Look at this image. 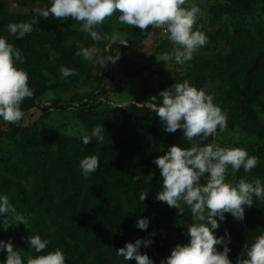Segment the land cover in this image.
Wrapping results in <instances>:
<instances>
[{
  "label": "trees",
  "instance_id": "1",
  "mask_svg": "<svg viewBox=\"0 0 264 264\" xmlns=\"http://www.w3.org/2000/svg\"><path fill=\"white\" fill-rule=\"evenodd\" d=\"M206 1L213 3L208 11L214 21L231 20V54L217 63L195 56L182 65L174 60L171 62L191 73V85L197 89L205 90L213 74L226 75L234 82L242 102L224 110L228 117L227 127L233 128L242 120L246 130L257 128L254 133L258 137L255 144L234 146L258 158L257 167L250 173H245L243 168L235 173L236 183L241 178L248 181L259 178L264 184V125L259 123V115L264 114V61L260 75L244 69L253 49L248 45L252 28L259 29L264 43V20L256 22L259 0ZM0 11L7 13L2 0ZM34 15L5 18L2 25L8 42L19 48L25 57L23 64L18 63L28 73V84L34 90L35 99L49 90L64 87L63 84L48 86L45 72L62 76L61 66L76 69L77 73L88 71L83 56L76 55L81 45H95L100 52L110 53V56L117 48V45L109 46L105 38L95 42L84 32L65 31L44 18H40L36 26L39 30L24 38H16L9 33V23L31 20ZM158 30H152L154 35ZM167 36L159 40V44L162 42L159 47L166 42ZM130 47L138 49L141 44L131 42ZM172 48L169 46L168 52ZM101 93V96L94 93L77 101H56L47 109L70 110L73 119L84 126L89 136L97 125H103L102 144L93 138L91 143L84 145L82 138L85 135L76 138L67 134L46 133L48 112L32 126H15L10 136L20 140L31 164L18 167L5 163L4 171L0 173V189L16 210L26 215L28 221L37 224L43 234L49 236L50 230L55 228L57 238L64 244L75 246V264H137L134 259L125 260L118 256L116 251L126 242L134 243L136 239L153 241L148 247L141 245L140 251L146 253L154 264H160L170 255L172 248L177 244H187L189 239L178 225L184 214L179 215L175 208L155 199L157 184L162 177L153 161L172 145L190 148L191 143L184 138L182 129L175 133L164 131V125L153 108L137 103L110 108L99 98L106 95V88ZM2 137L0 129V140ZM90 155H98L106 162L102 169L95 171L98 173L96 181L87 180L79 167L80 160ZM151 173H154L153 180L145 182L146 176ZM146 191L147 198L141 202L139 195ZM244 209L243 221L225 213V220L217 218L220 226L213 230L217 237L225 236L226 232L229 234L227 246L232 264H236L237 258L244 253L245 244L251 245L257 236L264 234V200L253 197L252 206L245 205ZM141 218L149 219L147 230L136 227ZM153 232L155 235L150 236ZM0 240L9 241L3 229H0ZM216 248L223 251L224 245H217ZM6 256V250H0V257ZM243 258H247L246 255Z\"/></svg>",
  "mask_w": 264,
  "mask_h": 264
},
{
  "label": "clouds",
  "instance_id": "2",
  "mask_svg": "<svg viewBox=\"0 0 264 264\" xmlns=\"http://www.w3.org/2000/svg\"><path fill=\"white\" fill-rule=\"evenodd\" d=\"M188 0H50L46 9H35L31 20L9 23L7 29L16 38H24L34 30L39 19L53 17L58 20L71 18L82 22L80 31L88 34L95 42H101L105 37L98 31L104 21L116 12L120 15L121 24L139 28L141 32L148 31L149 26L155 29H164L174 47L170 52L156 56L158 62L174 60L176 64L190 61L194 54L208 43V37L199 28L194 29L198 6L183 7ZM99 49L80 46L76 55L83 56L87 61L101 63L98 59ZM94 58H96L94 60ZM119 58L108 57L115 63ZM17 62L23 64L25 57L14 44L0 37V118L4 122L16 124L21 121L25 113L21 104L25 98H32L34 90L29 87L28 73L17 67ZM62 77L76 75V69L61 66ZM159 106L153 105V111L159 116L164 125V131L175 133L183 130L184 138L191 143L190 148L172 145L163 155L154 159V164L160 170L162 190L155 199L165 202L175 208L179 215L185 213V207L190 210L192 223L187 225V235L190 240L187 244H177L171 253L160 261V264H232L229 259L227 237H217L213 230L219 228V221L225 220V213L231 214L237 221L245 217L244 206H252L253 197L264 200V184L259 178L248 181L241 178L238 183L227 181L229 169L235 174L241 168L250 173L257 167L258 158L249 156L242 148L221 147L212 142L201 146V141L214 137L217 129L224 131L227 128V114L213 103L214 97L203 89H197L189 81L174 83L170 88L162 90ZM155 99L156 97H152ZM105 132L103 125H97L91 135H85L83 144L88 145L96 138L103 143ZM100 166V159L96 155L86 156L79 162L82 174L87 176L95 172ZM208 174L205 176V174ZM139 179V177H136ZM154 173L148 174L145 182H150ZM204 183H201V180ZM148 191L141 192L139 200L145 201ZM30 215V213L28 214ZM0 216L3 217L2 227L5 231L12 225H27L26 215L17 212L9 202L7 195L0 196ZM148 218L137 221L136 227L147 230ZM155 235V232L150 233ZM151 239H136L135 242H126L117 249V255L125 260H135L137 264H154V261L140 251L141 245L148 247ZM30 249L36 253L43 252L49 241L42 240L39 235H31L27 239ZM224 245L223 251L216 246ZM0 250H6L4 264H24L22 251L16 250L11 240H0ZM246 255L247 258H243ZM65 255L60 249L38 255L29 256L27 264H65ZM236 264H264V234L257 236L254 242L244 245V253L237 258Z\"/></svg>",
  "mask_w": 264,
  "mask_h": 264
},
{
  "label": "rangeland",
  "instance_id": "3",
  "mask_svg": "<svg viewBox=\"0 0 264 264\" xmlns=\"http://www.w3.org/2000/svg\"><path fill=\"white\" fill-rule=\"evenodd\" d=\"M6 9V14L0 11V37L7 39V33L3 28L2 21L5 18H12L17 15L35 14V9H46L50 6V1L44 0H2ZM213 4L206 0H188L183 7L198 6L200 12L197 15V21L194 29L199 28L208 37V43L199 48L194 54L195 57H200L213 62H221L225 57L231 54L233 50V27L231 20L226 18L221 23L214 21L209 14V7ZM258 16L256 20H264V0H259ZM120 13L116 12L113 16L107 18L104 23L98 27L105 36V42L109 45H117V48L110 56V53H102L99 51L98 59L102 62L87 61L88 71L86 73H77L67 79L62 76H56L45 72L48 86H55L60 84L64 87L54 88L47 91L44 96L39 98H25L21 104L22 111L25 113L20 122L11 124L4 122L0 118V129L3 137L0 140V173L4 171L5 163L14 164L18 167L23 165H30L24 153L22 143L18 138L14 139L10 136L11 131L15 126H32L35 122L45 114L49 116L45 119L48 124L46 133L67 134L76 138H81L86 135L84 126L75 121L70 110H60L57 108H49L53 106L56 101L79 100L86 98L88 95L92 96L94 93L101 96V90L106 88L107 93L104 97H99L105 102V105L110 108L122 107L129 103H137L140 106H148L153 108V105L158 106L162 98L158 94L167 88H170L174 83H181L184 80L191 84V73L177 67L173 62L169 61L166 64L158 62L156 56L168 52L169 46L173 43L168 36L161 47L158 43L161 40V32L158 30L156 35L149 36L147 32H141L139 28L129 25L121 24L118 20ZM49 20L55 22L61 29L80 31L81 23L71 18L66 20H58L49 17ZM149 26L148 31H152ZM167 35V34H166ZM165 35V36H166ZM164 36V37H165ZM69 44H72L68 40ZM141 44L140 48L130 47V43ZM248 45L253 46L251 54L248 56L244 66L245 71L252 72V74H261L262 62L264 61V43L261 39L259 29L252 28L251 39ZM93 46V45H92ZM97 47V46H96ZM119 58L113 63L109 61L108 57ZM96 58H94L95 60ZM17 67L21 68L17 62ZM109 67L111 74L107 75ZM205 92L214 97L213 103L219 106L224 112L225 109L233 106H238L242 102L240 92L236 88L234 82L226 75L213 74L208 81ZM156 97L153 99L152 97ZM259 123L264 125V114L259 115ZM252 131L244 128V122L240 120L234 124L233 128H226L220 131L219 128L214 137L209 140L201 141V146L207 143L215 142L221 147L234 148L236 144H255L258 141L257 135ZM54 149V148H53ZM98 156V155H96ZM70 157V154H66ZM99 157V156H98ZM100 166L97 170L102 169L106 164L100 157ZM81 170V169H80ZM97 172H93L87 176V180L96 181ZM208 174L206 173L205 176ZM85 177V176H84ZM227 181L236 183L235 174L229 169ZM205 181L202 179L201 183ZM162 190V180H159L155 195ZM6 195L0 189V196ZM10 202V200H9ZM11 203V202H10ZM12 204V203H11ZM18 212V211H17ZM3 217L0 216V224H2ZM190 210L185 207V213L178 225L187 235V225L192 223ZM0 229H3L0 227ZM4 230V229H3ZM41 228L34 222L28 221L27 225H12L5 232L8 239L12 241L16 250L22 251V259L24 264H27L29 256L35 258L38 255H45L48 252L60 249L65 255V264H75L76 247L72 244H64L61 239L56 237V229L50 230V235L43 234ZM31 235H39L42 240L49 241L47 248L41 252L36 253L30 249L27 239ZM244 251V248H243ZM6 257H0V264H4Z\"/></svg>",
  "mask_w": 264,
  "mask_h": 264
},
{
  "label": "built area",
  "instance_id": "4",
  "mask_svg": "<svg viewBox=\"0 0 264 264\" xmlns=\"http://www.w3.org/2000/svg\"><path fill=\"white\" fill-rule=\"evenodd\" d=\"M160 32H161V38H163L167 34L164 29H160ZM152 33L154 35V32Z\"/></svg>",
  "mask_w": 264,
  "mask_h": 264
}]
</instances>
